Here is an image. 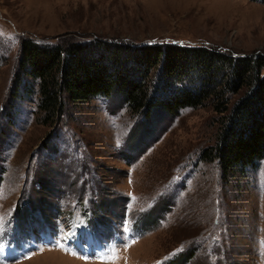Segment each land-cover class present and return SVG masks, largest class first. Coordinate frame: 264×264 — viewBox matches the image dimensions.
I'll return each mask as SVG.
<instances>
[{
    "label": "rangeland",
    "instance_id": "374dc122",
    "mask_svg": "<svg viewBox=\"0 0 264 264\" xmlns=\"http://www.w3.org/2000/svg\"><path fill=\"white\" fill-rule=\"evenodd\" d=\"M28 39L264 56V0H0V264H264V155L244 171L203 160L220 134L210 102L146 115L120 92H63L44 123Z\"/></svg>",
    "mask_w": 264,
    "mask_h": 264
},
{
    "label": "trees",
    "instance_id": "16d2710c",
    "mask_svg": "<svg viewBox=\"0 0 264 264\" xmlns=\"http://www.w3.org/2000/svg\"><path fill=\"white\" fill-rule=\"evenodd\" d=\"M114 51L93 56L77 43L22 42L21 65L38 81L44 123L53 119L63 92L72 101L120 92L131 109L146 115L153 108L174 114L207 101L220 115V134L201 158L217 159L224 172L257 166L264 155V56L170 43L143 46L127 57ZM157 63L161 71L154 80L150 68ZM187 79L194 81L191 87L173 84Z\"/></svg>",
    "mask_w": 264,
    "mask_h": 264
},
{
    "label": "bare ground",
    "instance_id": "6f19581e",
    "mask_svg": "<svg viewBox=\"0 0 264 264\" xmlns=\"http://www.w3.org/2000/svg\"><path fill=\"white\" fill-rule=\"evenodd\" d=\"M75 226H77V225H75ZM82 231H83V233H85L86 234V236L87 237H91L92 235L91 234H89L88 232H87V230H86V228L84 227H82ZM69 236V238L71 239L73 236L72 235H68ZM75 237V236H74ZM77 238H79L80 239V235H79V237L77 236ZM84 238V237H83ZM92 238V237H91ZM93 239V238H92ZM78 239L75 241L77 244H78ZM93 241L95 242V240L93 239Z\"/></svg>",
    "mask_w": 264,
    "mask_h": 264
}]
</instances>
